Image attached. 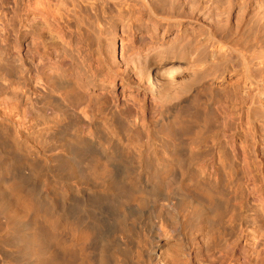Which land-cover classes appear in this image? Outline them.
Instances as JSON below:
<instances>
[{
    "label": "bare ground",
    "instance_id": "bare-ground-1",
    "mask_svg": "<svg viewBox=\"0 0 264 264\" xmlns=\"http://www.w3.org/2000/svg\"><path fill=\"white\" fill-rule=\"evenodd\" d=\"M12 2L19 64L0 77V96L11 94L0 97V130L7 129L0 132V164L8 169L0 168L7 170L0 173V216L26 255L36 257L34 264H215L202 259L204 231L222 223L232 229L223 220L230 212L241 214L243 204L213 154L203 153L209 158L198 161L202 167L196 163L199 148L183 155L177 140L182 132L174 135L196 124L182 146L205 143L201 135L214 120L212 110L246 133L243 158L254 171L241 258L229 254L217 264H264V40L255 36L254 43L241 45L245 41L237 37L241 42L235 43L231 31L219 26L222 20L216 31L190 35L171 13L173 0ZM6 4L0 0L1 20L8 16ZM170 22L178 25L172 38ZM206 95L223 102L222 108L209 113ZM37 106L49 121L35 133ZM100 115L128 120L135 130L153 121L173 150L162 154L148 145L138 159L130 157L97 128ZM67 127L76 131L53 156L57 166L35 167L41 158L32 135L38 140ZM13 155L20 161L12 162ZM16 168L27 174L17 175ZM200 225L201 240L192 239Z\"/></svg>",
    "mask_w": 264,
    "mask_h": 264
},
{
    "label": "rangeland",
    "instance_id": "rangeland-1",
    "mask_svg": "<svg viewBox=\"0 0 264 264\" xmlns=\"http://www.w3.org/2000/svg\"><path fill=\"white\" fill-rule=\"evenodd\" d=\"M6 1H7L6 5L8 7L4 11L6 12V14L8 16H7V18H4L3 20H1V18H0V30L2 29V27H3V29L4 28L6 29V30H4V32H0L1 33L0 34V77H2L3 79L5 76H2V75H6L8 71L13 72L14 70H17L16 69V68H18L17 64H19L17 57H16V54H17L16 45H15L16 43L14 42L15 41L14 36H15L16 30L18 28L17 21L15 20L14 15H13V8L12 7L14 6V4H13L12 0H6ZM159 1H161L160 3H162V1L164 2L165 0H159ZM181 1L183 4H181ZM228 2H229L228 0H222L219 2L218 1L215 2L214 0H191V1H186L185 5H184L183 0H173V4H172L173 7L171 9V11H172L171 13L176 14L174 17L180 16V18H181L180 21L183 20V24H184L180 28H185L187 30L190 28L189 29L190 35L195 34V32H193L194 34L191 33L192 31H190V30H193V31L197 30L196 33H198V31H201L204 33L205 30L208 29V27H209V30L213 29L212 31H214V28H215V31H216V27H214L215 24H217L219 20H222V22H220L219 26L223 27V28L226 27L225 29H227L228 31H231L233 35L235 33V37L231 36V32H229L230 35L228 33V35H229L228 38L229 39L231 38V40L234 39L235 41H237V42H235L233 40V42H235V43L240 44L241 41L242 42L245 41V43H241V45L246 44L248 42H249L248 44H252V43H254L253 38L255 36H257L259 39L264 40V0H231L230 4H228ZM0 14H1V12H0ZM193 15L196 16L195 18L198 19L197 21H192L191 19L189 20L188 17L186 18V16H189V18H191V17H193ZM227 15H229L230 19H231L229 22L224 21V18ZM0 17H2V16H0ZM170 23H171V26L169 25L170 27H169V31H168L169 32L168 38L174 37L173 35L176 34L175 29L178 26L176 24V22H170ZM173 24H175L176 26ZM189 24H191V25H189ZM203 25H204V27H203ZM186 26H188V28ZM199 26H200V28H199ZM40 27H41V24H35L34 25V28H36V29H39ZM227 27H229V28H227ZM193 28H195V29H193ZM3 29L1 31H3ZM203 29H204V31H202ZM172 32H174V33H172ZM201 32H199L198 34H195V35L198 36V35L203 34ZM35 33H37V32H35ZM6 35H7V37H6ZM138 35H140V34H138ZM47 36H48V34H47ZM240 36H242L243 38L245 37V38L243 39ZM12 37H14V38H12ZM160 37H161V35H160ZM237 37L239 39L241 38L242 40L239 41V39ZM235 38H237L238 40ZM13 42H14V45H13ZM118 45L120 46L119 41H118ZM119 46H118V50H119L118 55H120V49H119L120 47ZM4 68H5V70H4ZM2 78H0L1 81H2ZM11 79H12V81H14L13 78H11ZM1 81H0V88H1V84L2 83L4 84V82L2 81V83H1ZM105 85L108 87L109 92L115 91L112 88L110 89L109 88L110 86H108L107 84H105ZM1 92H2V90H0V94H1ZM119 92H120V90H117V93H119ZM7 93H9V94H7L9 96L11 95L10 91H8ZM7 95L3 94L0 97L3 98ZM209 97L210 96L206 95L205 98H207V99L202 100V101H205V104L209 106L207 108L208 112H209V110L211 111L212 108L214 109V108H217L219 106H221V108H222L223 102L221 103V105H219V100L217 98H215L216 100L214 98H211V100L214 99L213 102H211ZM203 98H204V96L202 97V99ZM120 100H122V99L120 98ZM221 101H223V100H221ZM122 106L128 107L127 105H122ZM33 109H36L35 110L36 112ZM33 109H32V111L34 112V115H35L34 118H36V126L34 128V131H35V133H37L38 131H40L42 129L44 123H47L49 121V116H46V115L42 114L40 111H38L37 110L38 106L34 107ZM186 110L184 108L185 112L188 111V110L187 111ZM122 111L125 112V114L130 115L131 111H133V110L123 109ZM184 111H183V114L186 116L188 114V112L184 113ZM215 112H213V110H212L211 114L214 115L213 119L214 120L217 119V120L216 121L212 120L211 121L212 124L210 123V125L212 127L207 126V128L208 127L209 128L211 127V128L208 129L207 131H206V129H207L206 128L205 133H202V135H201V139L203 137V141L204 142L206 141L205 143L208 144V145L206 144L207 147H206L205 143L199 144L200 142L198 143L199 144L198 147L196 146L197 148H195L194 146L189 148L188 145L185 143L182 146V142H186L187 133L189 132V130L191 132H193L194 131L193 129L195 128L196 124H194L195 126L192 125L191 128H189V130H185L186 131L185 134H183L184 131L179 132V130H175L174 135L177 136L176 131H177V133H179L178 135H180V133L182 132V134L180 136L182 138L184 137L183 141H181L182 138L180 136H178L180 138H177V140H178V142L180 141L179 142L180 152L182 151L181 153L183 155L187 156L189 150H193L195 152L199 148L198 149L199 152L196 151V157L198 156L197 157L198 160L196 161V163H198L202 167H203L204 162H205L204 160L209 158L210 157L209 155H211V153H212L213 157L215 158L216 165H220V166L224 167V169H223L224 175L226 176L227 179L233 181V184L235 186V190H237V193L239 196L238 203L243 204L242 208H241V214L230 212L227 214V216L223 220L224 222H226V221L231 222L232 227H233L232 229H229L228 225H226L225 223H222L214 231H210V230H206V229L204 231L205 232V235H204L205 246L203 249V258L202 259L207 261V262H210V261L213 262L214 261L215 264H217L220 260H223L229 254H231L233 256L235 255L237 257V259L241 258L242 245H243V239H244L243 238V236H244L243 224L245 222V219L243 218V216L247 213V211H248V215H252L251 214L252 212H249V208H251L250 205L253 203L252 195H251V191H250L251 181L249 180V178L251 179V176H253V173H251L253 171V166L249 161H245L243 158V156L245 155V152H246V150L244 148V143H246V133H244V132L240 133V132L236 131L235 130L236 125L234 123L229 122V120H227L221 114L220 110H217ZM69 114L70 113H68V116H69ZM215 114L217 117L215 116ZM104 116L105 115H100L99 120H98L99 125L97 124V126H98L97 128H101L103 130V132L106 130V133H108L111 136V138H113L115 140L116 144H119V146L117 147L118 150H123L126 155L128 154V156H130V157L133 156L135 159H138L140 151L147 148L148 145L153 146L155 149L159 150L158 151L159 153H162V154L172 152V150H173L172 147L167 146L168 144L165 143L166 140H165L164 135L162 133H161L162 135H160V132H161L160 128H158V127L154 128L156 126H154L152 124L153 121H152V118L150 117V115H148L147 121H152L151 122L152 126L150 125L149 122H145L144 126H142L141 128H138V130L131 128L132 126L127 123L128 120L121 122L118 119H115L116 121H113L109 115H107L108 117L107 116L104 117ZM69 117L71 118V115ZM67 129L69 132L68 131L65 132V130H67ZM74 129L76 131L75 127L73 128V130H71L70 127H67L66 129H64V132H63V128L57 129V130H55V132H53V131L51 132L48 130L46 132L48 135H46V136H44V138H40L38 140H35V133H34L32 135L33 137L31 138V140L33 139L34 142L36 141V145H38V147L34 145L33 151L35 153H37L36 155L39 154L38 156L41 158L40 159L41 163L38 162L39 163L38 164L36 161L32 162V163L33 164L35 163L36 166L43 164L46 168V171L48 170L47 167L49 165L52 166V164H53V166L55 168L57 166V163H56L57 161L52 159V158H53V156H55V154L58 153V151L60 152L59 148L67 146L66 140L64 138L67 134L74 133L73 132ZM156 129L159 130L158 131L159 133L157 132ZM3 130L4 129L1 128L0 132L1 131L5 132L7 129H5L4 131ZM191 132H189V136L191 135L190 134ZM202 132H204V131H202ZM63 133H66V134L64 135ZM203 134H205V135H203ZM176 136H174V137H176ZM162 138H163V140H162ZM204 138L205 139L207 138V139L205 140ZM9 142H10L9 140L8 141L6 140L5 145L3 144L5 147H7L6 149H8V150H10V148H11V146H10L11 143L9 144ZM7 144H9V145H7ZM163 144H165V145H163ZM8 146H10V147H8ZM184 146L186 148H184ZM202 146H204V147H202ZM205 147H206V150H205ZM53 148H54V150H53ZM56 148H57V150H55ZM140 148H141V150H139ZM36 151H38V152H36ZM183 152H185V154ZM205 152L208 153L206 155H208L209 157H207V156L204 157ZM199 156H201V157H199ZM202 157H204L206 159H204ZM1 158L3 160V157L0 156V160H1ZM15 158H16V160H17V158L19 160V157L13 155V157H11L12 162L17 163L18 160L15 161L14 160ZM43 159H46V162L44 161V163H42ZM201 160L204 162H198ZM49 161H51V162H49ZM29 163H31V162H29ZM50 163H52V164H50ZM35 164H34V166H35ZM43 165H41V166L43 167ZM2 167H3V169L5 168V166L0 164V168H2ZM39 167L40 166H38V168ZM42 167H40L39 169H41ZM5 169H7V168H5ZM18 169H19V171L20 170L21 171L19 172ZM18 169L17 168L14 169V172L17 171V172H15L17 175L27 174V172L24 171L25 169H23V168H18ZM7 170H5V171H7ZM3 171L4 170H1L0 173ZM22 172H24V173H22ZM50 174H52L51 171H50ZM55 174L57 175L58 173L53 172L52 175H55ZM61 174L62 173H60V175ZM7 175L11 176V175H9V172ZM51 189H52V186H51ZM244 199L247 201V204H248L247 206L244 205ZM5 220L6 219L4 216H0V264H34V262H37V261H35L36 260L35 256L26 255V254H28V251H26L25 249H23L21 247L20 242H19L20 238L18 237V235L16 233H10L9 230L5 227L6 226ZM191 233H192V239L201 240V234H202L201 225L193 228ZM262 242L264 243V239L262 240ZM261 249L264 251V245H262ZM193 252H194V250L192 249L188 253L191 254ZM136 255H137V251H136ZM231 255H230V257H233ZM134 257H136V256L134 255ZM137 257H138V255H137ZM135 260L138 261L139 258H137Z\"/></svg>",
    "mask_w": 264,
    "mask_h": 264
}]
</instances>
